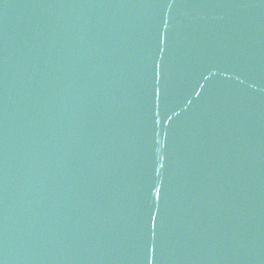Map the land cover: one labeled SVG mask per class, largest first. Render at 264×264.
I'll return each mask as SVG.
<instances>
[{"label":"water","instance_id":"1","mask_svg":"<svg viewBox=\"0 0 264 264\" xmlns=\"http://www.w3.org/2000/svg\"><path fill=\"white\" fill-rule=\"evenodd\" d=\"M0 264H264V0H0Z\"/></svg>","mask_w":264,"mask_h":264}]
</instances>
